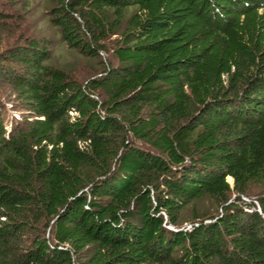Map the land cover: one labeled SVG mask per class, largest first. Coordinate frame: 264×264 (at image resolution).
Wrapping results in <instances>:
<instances>
[{
  "label": "trees",
  "instance_id": "trees-1",
  "mask_svg": "<svg viewBox=\"0 0 264 264\" xmlns=\"http://www.w3.org/2000/svg\"><path fill=\"white\" fill-rule=\"evenodd\" d=\"M46 1L99 66L0 50V264H264V0Z\"/></svg>",
  "mask_w": 264,
  "mask_h": 264
},
{
  "label": "rangeland",
  "instance_id": "rangeland-1",
  "mask_svg": "<svg viewBox=\"0 0 264 264\" xmlns=\"http://www.w3.org/2000/svg\"><path fill=\"white\" fill-rule=\"evenodd\" d=\"M47 2L46 0H0V11L8 14L0 22V50L34 38L52 50L54 62L66 64L78 79H87L99 66L98 61L66 49L58 31L49 21ZM112 41L109 46L112 45ZM103 56L107 57V54L103 53Z\"/></svg>",
  "mask_w": 264,
  "mask_h": 264
},
{
  "label": "bare ground",
  "instance_id": "bare-ground-1",
  "mask_svg": "<svg viewBox=\"0 0 264 264\" xmlns=\"http://www.w3.org/2000/svg\"><path fill=\"white\" fill-rule=\"evenodd\" d=\"M230 180H231V178H230Z\"/></svg>",
  "mask_w": 264,
  "mask_h": 264
}]
</instances>
